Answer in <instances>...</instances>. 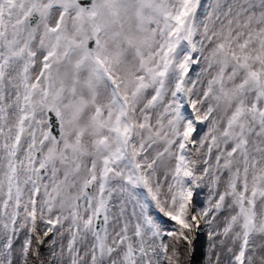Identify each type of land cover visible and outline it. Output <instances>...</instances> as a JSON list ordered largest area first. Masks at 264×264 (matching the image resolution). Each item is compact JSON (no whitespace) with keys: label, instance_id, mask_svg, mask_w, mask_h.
<instances>
[{"label":"snow or ice","instance_id":"6c2138e0","mask_svg":"<svg viewBox=\"0 0 264 264\" xmlns=\"http://www.w3.org/2000/svg\"><path fill=\"white\" fill-rule=\"evenodd\" d=\"M201 223L264 264V0H0V264H185Z\"/></svg>","mask_w":264,"mask_h":264},{"label":"rangeland","instance_id":"374dc122","mask_svg":"<svg viewBox=\"0 0 264 264\" xmlns=\"http://www.w3.org/2000/svg\"><path fill=\"white\" fill-rule=\"evenodd\" d=\"M199 131L201 133L204 131L203 126L200 127ZM197 192L199 193V195L194 194V202L197 206H203L207 198V189H198ZM192 239L194 250L192 252L191 258L189 259L186 257H182L181 259L185 261V264H206V253L209 243L207 226L201 223L200 228L197 231L193 232ZM41 254L42 256L47 258L49 254L47 245L41 247Z\"/></svg>","mask_w":264,"mask_h":264},{"label":"bare ground","instance_id":"6f19581e","mask_svg":"<svg viewBox=\"0 0 264 264\" xmlns=\"http://www.w3.org/2000/svg\"><path fill=\"white\" fill-rule=\"evenodd\" d=\"M196 258V257H195ZM193 263H194V261H193Z\"/></svg>","mask_w":264,"mask_h":264}]
</instances>
